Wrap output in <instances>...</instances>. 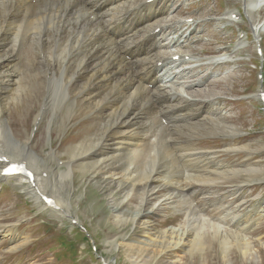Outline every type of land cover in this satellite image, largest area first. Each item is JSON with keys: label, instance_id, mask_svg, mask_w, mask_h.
I'll use <instances>...</instances> for the list:
<instances>
[{"label": "bare ground", "instance_id": "obj_1", "mask_svg": "<svg viewBox=\"0 0 264 264\" xmlns=\"http://www.w3.org/2000/svg\"><path fill=\"white\" fill-rule=\"evenodd\" d=\"M171 1L0 0V178L15 179L30 199L37 203L43 201V180L51 175L39 167L41 163L45 164V158L37 155L28 139L25 142L17 139L9 115L12 103L42 96V110L36 117L35 126L50 117L48 129L51 133L55 118L63 130L66 125H71L76 115H84L91 120V127L95 131L72 146L70 162H67L68 171L55 173V178L73 177L76 168L80 167L95 179L100 177L114 184L123 193V201L137 197L138 209L143 205H153L156 200L151 213L157 205L158 209L177 212L179 226H168L161 230L155 226L147 228L146 246L161 248L162 255L177 250L190 254L198 250L202 252L208 238L219 244L224 255L234 245H241L243 255L250 257L255 241L249 232L259 223V219L254 220L253 217L264 212V207L258 206L240 216L237 211L231 210L235 206H223V200H219L220 188L229 179L244 173L255 177L261 171L264 174V168L252 167L242 173L236 165L218 160L223 151L201 148L193 142L192 139L202 129L211 135H222L234 141L241 134L213 99L200 98L203 90L195 95L187 92L191 87L184 85L194 80L186 81L182 86V81L178 82L172 73L173 65L185 64L189 69H198L203 65L187 52H167L171 50V43H167L166 38L162 41L161 34L167 26L165 16L170 10V3L172 5ZM236 14L230 10L224 18L231 21L238 16ZM248 14L252 15L250 9ZM194 29H190V36L196 35ZM176 43L185 44L181 42V37ZM208 64L218 67L231 64V61L211 60ZM56 83H59L58 88L55 87ZM179 86L182 87L177 90ZM149 100L151 103L148 104ZM188 115H196L199 120L195 118L194 123L186 125L183 122L184 125L177 126L176 123L183 120L189 122ZM204 115L212 119H204ZM149 116H153L152 121L159 124L158 131L164 133L155 142L152 139L155 134L143 133V129L146 133L148 124L144 122ZM179 131L181 136L174 140L173 136ZM177 142V149L182 151L176 153L177 163L180 159L196 169V176L191 181L167 180L155 165L161 160V156L154 153L156 148L160 144L166 147L173 145L177 150L172 144ZM229 147L228 150L235 152L240 150L231 144ZM55 151L50 153L56 154ZM3 158L8 162L1 160ZM137 162L141 163L138 165ZM211 162L217 166L213 171L208 167ZM11 163L24 164L32 174L4 176L3 171ZM135 165L138 166L135 168ZM22 171L26 172L25 169ZM252 181L249 178L239 185L250 186ZM137 190L139 193H135ZM237 194L238 191L234 190L230 196ZM51 206L60 207L59 201H53ZM112 216L116 224L128 223L130 219ZM145 216L137 214L131 218V223L141 224ZM144 224L148 226L151 222L145 220ZM7 237L15 240L10 229H2L0 239ZM155 249L149 258H155Z\"/></svg>", "mask_w": 264, "mask_h": 264}, {"label": "rangeland", "instance_id": "obj_2", "mask_svg": "<svg viewBox=\"0 0 264 264\" xmlns=\"http://www.w3.org/2000/svg\"><path fill=\"white\" fill-rule=\"evenodd\" d=\"M171 2L170 10L165 16L167 26L163 35L161 34L162 41L166 38V42L171 43V50L168 49L167 52L172 54L187 52L198 58L195 61H201L199 64L203 65L201 69H189L185 64L173 65L172 73L175 74L178 82L182 81V86L194 80V84L184 85L191 87L187 92L195 95L200 90L206 91L200 98L213 99L227 119L229 118L228 121L231 119L230 123L238 127L241 134L234 141L222 135H211L202 129L197 132L196 138L192 139L193 142L201 148L223 151L220 152L218 160L224 164L236 165L242 173L252 167L264 168V103L260 99L264 94V0H172ZM249 9L252 15L248 14ZM230 10L238 14L235 20L225 19ZM190 29L196 30V35L190 36ZM159 32L160 30L157 31ZM179 37L181 42H185L184 45L176 43ZM188 39H190L189 43ZM241 42L245 44L240 49ZM260 48L262 52H259ZM222 59L231 61V64L218 67L208 64L211 60ZM231 75L234 78H227ZM224 77L227 79L221 81L225 79ZM58 84H55L56 88L59 87ZM182 86L177 87V90ZM58 93L57 90L56 94ZM42 102V96L37 99L24 98L22 103H12L9 115L17 139L22 142L28 139L37 155L41 159L45 158L43 159L45 164L41 163L39 167L51 175L43 180L42 194L45 197H52L53 201H59L63 210L47 209L53 202L49 205L44 200L37 203L22 192L15 179L0 178V232L2 229H10L16 240L12 241L10 237L0 239V264H104L103 260L105 264H264V212L253 217L254 220L259 219V223L249 232V236L255 241L252 244L253 256L250 257L243 255L241 245H234L229 253L224 255L219 244L208 238L204 242L205 250L202 252L198 250L193 254L177 250L162 255L161 248L147 247L145 244L149 232L147 228L152 229L155 226L161 230L168 226H179L177 222L179 214L171 209H158V205L151 213L154 204L157 203L156 200L153 201V205H143L138 209L137 197L133 196L123 201V193L114 184L103 181L100 177L95 179L91 173L85 172L80 167L76 168L73 177L55 178V173L68 171L67 162H70L68 159L72 146L95 131L91 127V120L84 115H76V118L74 117L70 122L71 125H66L63 130L55 118L51 133L48 129L50 117L44 118L39 126H35L36 117L42 110ZM188 116L190 123L183 120L176 123L177 126L194 123L195 118L199 120L196 115V117ZM203 118L212 119L207 115ZM152 119L154 121L153 116H149L147 122H144L148 125L146 133L145 129L143 133L155 134L152 138L155 142L156 138L164 133L158 131L159 124ZM180 136L181 131L173 136L174 140ZM172 144L176 149L179 147L178 142ZM230 144L240 150L238 152L228 150ZM161 145L154 152L156 156H161L160 162L155 164L158 166V171H161L167 180L191 181L196 176V169L180 159H178L179 164L177 163L176 153L182 151L175 150L173 145L169 147ZM52 150H56V154L50 153ZM48 158L53 162L48 161ZM168 160L171 162L167 163ZM139 163L141 162L136 164ZM138 165H135V168ZM160 165H163L162 168ZM208 167L210 171L217 168L213 162ZM249 178L253 179L250 186L239 185ZM232 187L238 191L236 197L230 196L234 191ZM135 193H139L138 190ZM220 195L219 200H223V206L227 208L235 206L231 210L237 211L240 216L258 206L264 207L263 171L256 177L244 173L229 179L220 188ZM137 214L146 216L141 224L131 223V218ZM214 214L217 216L216 213ZM112 215L130 219L128 223L116 224ZM145 220H150L151 225L146 226ZM151 247H156L158 250ZM154 249L155 258H149Z\"/></svg>", "mask_w": 264, "mask_h": 264}]
</instances>
